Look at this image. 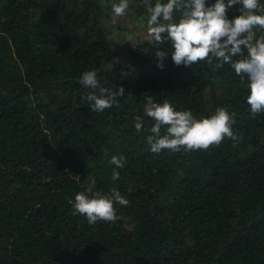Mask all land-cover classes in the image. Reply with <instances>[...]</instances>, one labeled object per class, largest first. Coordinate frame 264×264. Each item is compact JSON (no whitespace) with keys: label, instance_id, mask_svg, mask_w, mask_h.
I'll return each mask as SVG.
<instances>
[{"label":"trees","instance_id":"obj_1","mask_svg":"<svg viewBox=\"0 0 264 264\" xmlns=\"http://www.w3.org/2000/svg\"><path fill=\"white\" fill-rule=\"evenodd\" d=\"M112 1L0 0V264H264V113L250 114L247 78L229 64L178 67L170 42L163 69L148 40L119 63L106 29ZM93 68L100 87L124 88L119 107L94 112L83 99L80 76ZM145 95L196 119L224 107L242 139L154 154ZM113 156L125 158L117 181ZM90 177L129 201L115 205L117 222L73 214Z\"/></svg>","mask_w":264,"mask_h":264},{"label":"clouds","instance_id":"obj_2","mask_svg":"<svg viewBox=\"0 0 264 264\" xmlns=\"http://www.w3.org/2000/svg\"><path fill=\"white\" fill-rule=\"evenodd\" d=\"M147 16V39L157 51L160 61L157 67L163 69V60L169 53L160 50L167 42L171 44V60L176 66L190 67L205 62L212 71L229 64L241 81L248 80V95L245 97L253 119L264 113V4L260 0H143ZM239 5V14L229 18L228 12ZM129 0H119L112 5L115 17H122L128 11ZM179 13V18L175 14ZM256 29L261 34L257 37ZM245 50L247 55H245ZM101 69L84 71L80 83L89 92L83 98L94 112H103L113 106L119 107L118 97L125 95L123 87L118 91L100 87L98 73ZM128 95H131L130 93ZM144 115L155 123L147 144L154 154L162 150L172 152L207 150L219 146L225 138L235 142L238 137L233 132L236 113L218 107L208 118L196 119L191 111H177L168 100L155 102L145 95ZM134 127L140 132L144 127L141 116L134 118ZM164 134H161V129ZM116 167L112 180L120 179L125 166L123 156H113L110 161ZM96 180L90 177L86 191L75 196L73 214L85 216L89 225L97 222L115 223L121 219L116 214L115 205L127 206L129 201L113 188L110 193L96 191Z\"/></svg>","mask_w":264,"mask_h":264},{"label":"rangeland","instance_id":"obj_3","mask_svg":"<svg viewBox=\"0 0 264 264\" xmlns=\"http://www.w3.org/2000/svg\"><path fill=\"white\" fill-rule=\"evenodd\" d=\"M118 2L119 0H113L108 6L110 16L106 29L116 60L123 65H130L132 61L130 49L148 40L146 21L142 22L138 18V8L144 4L143 0H129V8L125 15L115 17L111 9L112 5Z\"/></svg>","mask_w":264,"mask_h":264}]
</instances>
